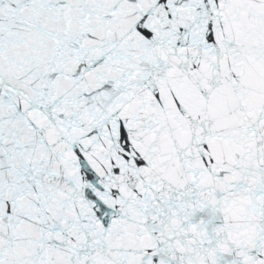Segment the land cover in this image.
<instances>
[{
	"label": "snow or ice",
	"instance_id": "snow-or-ice-1",
	"mask_svg": "<svg viewBox=\"0 0 264 264\" xmlns=\"http://www.w3.org/2000/svg\"><path fill=\"white\" fill-rule=\"evenodd\" d=\"M0 264H264V0H0Z\"/></svg>",
	"mask_w": 264,
	"mask_h": 264
}]
</instances>
